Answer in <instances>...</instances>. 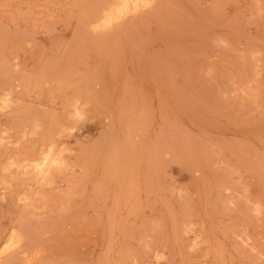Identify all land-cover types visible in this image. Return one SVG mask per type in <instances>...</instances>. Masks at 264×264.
Here are the masks:
<instances>
[{"label":"rangeland","instance_id":"374dc122","mask_svg":"<svg viewBox=\"0 0 264 264\" xmlns=\"http://www.w3.org/2000/svg\"><path fill=\"white\" fill-rule=\"evenodd\" d=\"M126 1L0 0V264H264V0Z\"/></svg>","mask_w":264,"mask_h":264},{"label":"bare ground","instance_id":"6f19581e","mask_svg":"<svg viewBox=\"0 0 264 264\" xmlns=\"http://www.w3.org/2000/svg\"><path fill=\"white\" fill-rule=\"evenodd\" d=\"M126 3H128V0L126 1ZM126 3H125V4H126ZM123 5H124V4H123ZM136 6H137V5H136ZM121 7H122V6H121ZM122 8H123V7H122ZM133 9H134V8H133ZM127 10H128V9H127ZM122 11H123V10H122ZM125 11H126V9H125Z\"/></svg>","mask_w":264,"mask_h":264}]
</instances>
